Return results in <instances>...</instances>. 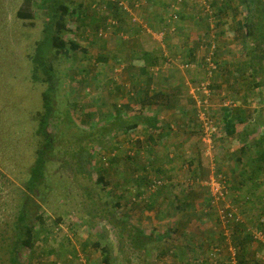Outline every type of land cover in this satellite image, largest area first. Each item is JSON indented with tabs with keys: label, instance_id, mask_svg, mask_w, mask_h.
Wrapping results in <instances>:
<instances>
[{
	"label": "rangeland",
	"instance_id": "1",
	"mask_svg": "<svg viewBox=\"0 0 264 264\" xmlns=\"http://www.w3.org/2000/svg\"><path fill=\"white\" fill-rule=\"evenodd\" d=\"M73 2L82 7L79 20L74 16L69 23L75 32L66 37L74 38L80 48L73 52L74 58L63 56L54 62L59 88L46 129L63 146L76 149L86 142L92 146L91 175L84 173L86 160L78 167L74 157L66 151L63 157L54 149L55 156L46 165L47 179L32 197L43 222L34 223L32 246L19 248L20 260L25 264H78L81 258L84 264H104L100 252L104 248L111 264H238L239 254L244 259L241 264H264V161L261 171L249 179L241 172L242 167H236L235 157L250 161L254 149L235 150L222 134L224 108L237 114V107H245L253 117L243 127H258L256 133L264 134V125L259 126L264 122V59H251V53L259 50L255 51L241 26L246 15L241 0ZM22 3L0 0V227L16 210L20 185L38 147L35 115L42 108L41 93L45 89L44 82L31 80L29 58L46 20L43 2L31 0V20L16 16ZM113 3L122 7L116 8ZM174 5L183 14L176 19L171 17ZM206 5L211 13L205 10ZM109 20L116 24L109 26ZM143 51L156 56L157 63L145 73L127 70L131 60H139V67L143 64L139 58L134 59ZM163 52L175 62L162 59ZM187 60L192 66L181 67ZM65 71L70 76L63 75ZM168 71L171 76H167ZM138 79L144 85L153 81L169 84L164 86L172 88L171 95L183 100L201 81L211 90L209 103L220 130L211 144L200 139L205 172L199 176L184 169L182 186L190 192L203 189L190 207L192 211H184V218H175L183 213L174 207L173 215L158 217L153 202L164 196L163 210L166 203L168 209L178 202L174 194L167 195L165 201L166 192L156 193L166 185L170 187L169 179L158 173L154 164H147L145 152H139L143 146L140 137L144 139L145 135L118 132L120 122L125 125L129 117L125 114L132 112L123 103L133 97ZM184 86L186 93L182 91ZM225 101L230 106H224ZM237 127V133H242L239 124ZM182 129L178 125L172 128L173 133ZM219 135L226 140V149L217 152ZM187 157L182 156L180 168L186 165ZM244 169L249 171L250 167L245 165ZM220 171L227 174L229 193L225 201L210 207L208 189L195 180L216 177ZM98 176H102L100 182L96 181ZM153 178L162 183L151 190L148 185ZM226 206L235 211L237 220L222 224L217 213L225 212ZM116 218L121 230L113 224ZM132 224L144 230L146 253L126 237Z\"/></svg>",
	"mask_w": 264,
	"mask_h": 264
},
{
	"label": "trees",
	"instance_id": "2",
	"mask_svg": "<svg viewBox=\"0 0 264 264\" xmlns=\"http://www.w3.org/2000/svg\"><path fill=\"white\" fill-rule=\"evenodd\" d=\"M229 1V0H228ZM44 6V15L46 20L43 22V28L41 30V36L38 38L33 47V52L29 55L31 60V80L33 82H44L45 89L41 93L42 97V108L36 112V125H35V136L38 138V147L34 153V159L28 167L27 175L24 177L23 184L20 185V195L18 203L16 204V210L11 216L10 220L7 219L3 223V227H0V262L1 264H25L20 260L19 248L25 246L31 248L33 243V236L35 235V225L34 223L39 221L43 222L42 213H39L32 204V197L36 196L37 191L41 188V185L44 184L46 178V165L49 158L54 157V149L62 152L61 155L65 157L67 152L76 160V165L81 167L83 163L80 162L86 160L85 167L86 170L84 173L88 176L91 175L89 169V164H92L93 154L92 146L88 147V143L78 144L77 148L63 146L61 143H57L53 134L47 132L48 120L52 114H54V98L57 96V91L59 88V76L57 74V69L54 67V62L56 59H59L63 56L66 58L73 57V52L80 48V45L74 38L66 37L67 33L75 32V28L71 29L69 23L71 19L75 16L79 20V10L82 7L80 3L75 5L73 0H42ZM117 2V1H116ZM242 4L245 6L246 15L244 17V23L241 24L245 30L246 36L250 37L252 46H254L255 51L259 50V53H251V59H256L262 61L264 59V0H241ZM114 4V3H113ZM116 4V3H115ZM114 7L118 8L117 4ZM31 0H23L22 5L17 9L16 16L21 19H32L33 13L31 11ZM174 10V9H173ZM177 12V15H181V12ZM183 15V14H182ZM161 21L164 19L160 18ZM151 25V24H150ZM152 27L154 25H151ZM263 44V45H262ZM262 47V48H258ZM83 53H86V49H82ZM62 56H61V55ZM250 54V52H249ZM143 64L139 67L141 73H145L147 68L153 66L157 63V57L152 53L143 51L142 54H139ZM162 57V56H161ZM165 57H162L164 59ZM63 75L68 76L69 73ZM193 109H194V119L195 124L198 127L200 137H202L200 123L196 115V109L193 100ZM132 109V120L131 123L122 125L121 129L126 131L127 128L135 127L138 124L146 123L149 127L156 129L157 118L142 115L141 110ZM214 116L217 121L218 130L212 135L213 139L219 133V120L217 119L216 113ZM117 118L118 115H117ZM252 117L239 118L233 116L232 111L229 108H224L221 121L223 123V130L226 136H232L236 133V122H242L245 119L249 122ZM115 122V120H113ZM264 122L259 124L263 126ZM258 127H253L252 129H247L243 127V133H256ZM260 139H255L254 137H243L239 139V144H243L240 147V150L246 151L249 147L254 149V157L252 160L247 161L242 165V171L250 176H254L256 173H259L262 169L261 163L264 161V134H260ZM65 148V150H64ZM70 150V153L68 152ZM75 165V166H76ZM250 167L249 171H245L244 166ZM80 173H83L82 170H79ZM75 173L77 170L75 169ZM102 180V176L96 178L97 182ZM111 215V214H110ZM107 220L111 218L106 215ZM114 226L118 227L121 230L122 224L118 219L113 222ZM144 230L131 225V231L127 233L129 239L132 240V246L140 250L143 253H146L144 247L143 238ZM120 235H122L120 233ZM159 237V236H158ZM98 246V245H97ZM102 253V259L104 264L110 263V255L106 249L100 248ZM238 264L243 263L244 259L241 254L238 255ZM258 264V263H255Z\"/></svg>",
	"mask_w": 264,
	"mask_h": 264
},
{
	"label": "crops",
	"instance_id": "3",
	"mask_svg": "<svg viewBox=\"0 0 264 264\" xmlns=\"http://www.w3.org/2000/svg\"><path fill=\"white\" fill-rule=\"evenodd\" d=\"M182 15V12H181ZM158 28L157 30H160ZM139 56H135L134 59H138ZM141 58V57H139ZM139 61V60H138ZM138 61L131 60L130 64L127 68V70L140 74V69L138 66ZM128 71V72H129ZM167 74V73H166ZM172 72L168 71L167 76H171ZM144 79V78H143ZM140 78V80H143ZM138 79L139 84L137 83V87H133L134 92H131V95L133 96L130 101H127V103H123L124 107L132 109H137L138 106L140 110L142 111V115H148V116H154L157 118L158 127L156 129H153L149 127L146 123L144 124H138L135 127L127 128L126 131H121V126L119 127L120 130L118 132L120 133H136V135L143 134L145 135L144 139L140 137V140H142L143 146L141 150L139 149L140 153L145 152L146 155L144 157L146 158L147 164L150 166L151 164H154L153 167L156 169L158 173H163L167 179H169V185L167 188L159 189L156 193L158 195L162 194L164 195V192H166L165 195V201L167 200L166 196L169 194H174V196L177 198L178 202L172 203L171 208H166L163 210V200L164 196L161 197L157 202H153L152 204L155 207V212H158V217H163L165 215H173V207L174 209H179L182 211L183 215H180V212L175 216V218H184L185 213H187L191 210V206L197 202V200L200 198V191L203 190L202 187L198 188L197 191L190 192L187 191L182 185H184L183 181L184 179V169H188L190 171V174L193 175H199L201 172H205L206 167L203 161V149L201 147L200 139V133H198V127L195 125V122L193 121L194 117V109H193V98L191 96H187L184 100L181 99L179 96H172L170 90L164 85H158L156 81H153L151 83H146L145 85L143 82L141 83ZM175 86V84H174ZM119 87V86H118ZM170 87V85H169ZM140 92L139 95L138 92ZM172 91V90H171ZM182 91L186 93V86L184 88L182 87ZM137 93V94H136ZM155 96H158L159 98L156 100ZM186 96V95H185ZM129 97V96H128ZM118 100L119 104L122 103L123 100ZM172 102H171V101ZM245 104H242L244 107ZM193 106V107H192ZM235 110H238L239 112L237 114H234L233 116H237L239 118L249 117L251 114L248 109L237 107ZM126 116H129L127 119L126 124L131 123L132 118V112H127L125 114ZM125 117V116H124ZM253 118V117H252ZM115 123V122H113ZM248 121L245 119L242 122H236V133L232 136H226L225 133H222L224 137H227L226 139L231 140V145L233 146V149H239L243 144H239V139L243 137H258L261 133H237L238 127L237 124L240 125L239 129H243V126L247 124ZM183 126L184 129L180 131V133H173V126ZM116 129V127H115ZM105 130V129H104ZM114 130V128L112 129ZM140 131V133H139ZM151 133V134H149ZM222 135H219L216 138L215 145L218 149L223 151L226 149L224 146L225 139H219V137ZM215 139V138H214ZM238 139V142L236 141ZM235 141V142H234ZM243 151V150H241ZM187 153V154H185ZM188 156L186 161V165H183L181 167V159L182 156ZM235 160L239 165L236 163V167H242V165L245 163V158L242 156H236ZM207 166V165H206ZM214 170V168H213ZM242 170V169H241ZM239 170V171H241ZM238 171V172H239ZM238 174V173H237ZM217 175H221L225 178V180L228 182L227 174H225L224 171H220ZM198 177V176H197ZM166 179V180H167ZM144 181H137L141 186ZM136 183V184H137ZM229 184V182H228ZM185 186V185H184ZM120 194V193H119ZM118 201V198L116 199ZM185 211V213H184ZM153 213V215L155 214ZM198 215H200V211L198 212ZM177 226V225H176Z\"/></svg>",
	"mask_w": 264,
	"mask_h": 264
},
{
	"label": "built area",
	"instance_id": "4",
	"mask_svg": "<svg viewBox=\"0 0 264 264\" xmlns=\"http://www.w3.org/2000/svg\"><path fill=\"white\" fill-rule=\"evenodd\" d=\"M121 7L122 5H119V8ZM175 7L176 6L174 5V9ZM123 8L125 9V6ZM205 10L208 11V13L212 12L211 10H209L208 5H206ZM175 11L177 10L175 9L173 14L171 15V17H173L174 19H176L178 16L177 12ZM109 22H110L109 26L116 24L115 21L109 20ZM98 34L102 35L100 31H98ZM162 57H166L167 61L170 63L175 62V59L170 58L166 52L162 53ZM207 60H209V58ZM191 66H192V63L189 62L188 60L181 64V67H185V68H189ZM197 84L198 85L190 93H191V97L194 100L196 115L200 123L202 140L204 142L208 141L209 144H211L212 135L216 133L218 130L217 121L214 116V111L211 108L212 105L209 103V99L211 96V90L208 87L209 86L208 83L201 81ZM223 105L228 107L230 106V103L228 101L227 102L225 101ZM193 182L194 181L192 180L189 181V183H193ZM195 182H199L200 184L202 183L208 189L207 191L209 193L208 197H209L210 207L217 206L219 203L226 200L228 193H229L228 191L229 185H228V182L225 180V178L222 177L221 175H217L216 177L209 176L204 180L196 179ZM161 183H162L161 180L153 178L149 181L148 189L154 190L157 187H159ZM222 211H220V213H217V216L220 217V222L222 224H227L229 223V221L234 220V219L237 220V217L234 214L235 211L231 208V206H226V211L225 212L224 211L222 212ZM55 229H58V227H56ZM81 261L82 259L78 258V264H84V262H81Z\"/></svg>",
	"mask_w": 264,
	"mask_h": 264
}]
</instances>
